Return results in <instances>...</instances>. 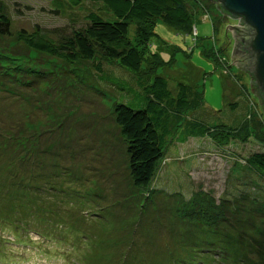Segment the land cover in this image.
<instances>
[{
  "label": "rangeland",
  "instance_id": "374dc122",
  "mask_svg": "<svg viewBox=\"0 0 264 264\" xmlns=\"http://www.w3.org/2000/svg\"><path fill=\"white\" fill-rule=\"evenodd\" d=\"M202 1L206 14L190 3L191 33L148 23L149 51L165 62L158 73L174 91L179 81L204 90L192 116L210 124L246 117L250 126L224 144L192 137L170 145L151 187L139 191L114 115L125 95L108 76L98 79L101 56L68 62L18 39L26 29L59 40L78 22L72 9L64 0H0L11 19L0 34V57H11L0 67V264H264V203L252 200L253 184H242L251 178L245 160L264 151V109L249 74L231 62L237 20ZM102 63L131 79L126 67ZM197 190L224 199L229 221L190 217Z\"/></svg>",
  "mask_w": 264,
  "mask_h": 264
},
{
  "label": "trees",
  "instance_id": "16d2710c",
  "mask_svg": "<svg viewBox=\"0 0 264 264\" xmlns=\"http://www.w3.org/2000/svg\"><path fill=\"white\" fill-rule=\"evenodd\" d=\"M64 1L75 15L72 20L78 22L61 35L59 40L49 37L40 30L30 32L26 29L18 31V39L33 50L60 57L68 62L92 60L99 54L102 60L120 64L131 72V79L124 80L113 74L110 75V71H104L102 60L99 59L95 64L100 75L98 79L103 80L108 76L107 80L120 88L125 95V101L115 103L114 115L120 134L127 145L130 177L139 191L151 187L158 169L165 160L166 162L168 160L166 157L170 145L176 142L184 144L192 137H208L217 144L228 143L234 137H246L244 135H247V127L250 126L246 117H241L237 123L210 124L205 119L192 116L191 113L203 105L204 90L179 81L174 91L169 85L168 78L158 73V69L165 62L158 54L149 51V43L153 38L146 28L148 23L155 28L156 22L160 19L179 31L191 33L197 15L190 8V3L194 2L201 9V14L204 12L206 14L209 10L205 9L202 0H192L189 3L186 0ZM210 1L212 7L221 10L224 18L230 17V14L221 8L219 2ZM62 5L66 6L64 2ZM76 8L83 10L76 12L74 10ZM79 12H82L81 17ZM235 20L237 24L240 23L239 18ZM131 24L134 25L133 31H130ZM10 27L11 19L4 6L0 4V34L9 33ZM155 35L157 34L154 30ZM236 42L238 40L235 38ZM235 49L234 45L233 54ZM205 53L209 57L216 55L214 51L206 50ZM1 55L3 56L0 57V67L10 65L9 53ZM155 58L158 59L153 62ZM214 59L216 63L224 64L227 58L217 52ZM246 72L249 74L251 87L264 109L263 100L252 81V76L248 71ZM231 105L235 108L237 102L233 101ZM245 163L249 164L251 178H245L242 184H253L257 188L256 194L259 193V197L254 196L252 200L264 203V186H262L264 185V151L254 152ZM252 169L256 171L258 179L252 176ZM207 193L197 190L188 198L193 200L194 209L190 217L206 225H217L221 220L229 221L225 217L226 208L222 206L224 199H220L218 203L213 194ZM228 200L232 205L234 198ZM117 226L121 227L122 223L114 221V227ZM103 246L104 243L94 244L95 248H103ZM119 249L123 250L124 246L120 245Z\"/></svg>",
  "mask_w": 264,
  "mask_h": 264
},
{
  "label": "water",
  "instance_id": "95a60500",
  "mask_svg": "<svg viewBox=\"0 0 264 264\" xmlns=\"http://www.w3.org/2000/svg\"><path fill=\"white\" fill-rule=\"evenodd\" d=\"M215 1L231 18L240 19L241 24L233 25V34L238 42L231 62H236L251 74L264 103V0Z\"/></svg>",
  "mask_w": 264,
  "mask_h": 264
}]
</instances>
